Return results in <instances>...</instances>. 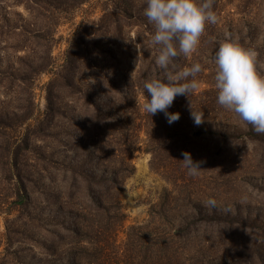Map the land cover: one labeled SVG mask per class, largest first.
I'll return each mask as SVG.
<instances>
[{
  "label": "rangeland",
  "instance_id": "rangeland-1",
  "mask_svg": "<svg viewBox=\"0 0 264 264\" xmlns=\"http://www.w3.org/2000/svg\"><path fill=\"white\" fill-rule=\"evenodd\" d=\"M76 1L38 0L42 6L28 7V0H0V264H42L46 260L50 264H64L70 247L76 246L69 231L71 218L52 228L41 227V219L45 221L51 213L52 222L63 220L68 210L85 204L80 193L85 189L83 180H75L69 167L76 161L70 147L71 135L78 133L80 126L72 119L74 113L65 115L52 110L56 105L63 108L58 107L56 100L49 103L47 99L46 84L53 75H35L32 71L48 59L49 53L57 69L64 62L68 39L77 29L85 28L82 21L93 26L92 32L86 28L78 45L80 55L86 56L96 54L93 44L104 38L103 30L97 28L115 19L111 12L115 15L126 9L134 20H148L144 15L145 0ZM212 7L216 23L207 22L198 47L187 56L181 53L169 66L168 71L176 72L200 63L202 71L188 78L195 79L197 87L188 96H176L168 109L188 118L184 125H189L184 126L176 140H167L160 134L154 145L159 148L158 157L147 150L148 136L141 116L148 94L138 85L140 81L160 78L165 72L156 64L157 47L151 42L154 25L150 22V48L146 49L136 39L137 25L120 17L128 45L119 50L116 59L104 50L96 54L99 67L110 66L109 78L96 80L90 71L82 78L110 88L116 85L107 93L114 94L116 99L130 81L136 83V94L133 92L120 103L115 100L114 105L108 100L106 103L107 112L112 108L119 110V136L126 138L129 128H134L127 156L133 172L122 177L118 194V210L124 212L125 218L112 237L111 257L116 255L120 259L129 228L148 222L150 211L154 215L175 213L180 216L178 219L182 214L202 213L207 223L202 224L199 217L186 222L192 229L199 226L197 236L187 248L199 250L198 264H264V133L255 132L237 113L217 102L213 59L219 44L226 38L233 39L255 53L256 70L264 76V0H213ZM28 8L33 10L32 14ZM190 107L203 113L200 126L216 125V129L226 130L227 134H193L199 125L193 122ZM94 114L91 110L87 115L92 124ZM10 126L18 140L30 135L28 147L20 155L21 163L28 162L22 173L31 172L32 180L38 179L40 187H31L24 178L17 179L16 171L8 176L4 171L2 155L7 153L5 142L11 136ZM167 143L172 149H167ZM215 148L226 149L227 153L205 165L200 155ZM184 151L191 154L194 162H201L198 175H189L183 167ZM17 181L23 185L19 193ZM105 186L99 182L93 191L107 204ZM27 197L33 202L29 206L24 204ZM209 199L216 201L215 207L207 203ZM48 238L55 240L56 251L51 257L45 256L42 248ZM78 245L90 250L86 241Z\"/></svg>",
  "mask_w": 264,
  "mask_h": 264
},
{
  "label": "trees",
  "instance_id": "trees-1",
  "mask_svg": "<svg viewBox=\"0 0 264 264\" xmlns=\"http://www.w3.org/2000/svg\"><path fill=\"white\" fill-rule=\"evenodd\" d=\"M28 1L31 3L28 4V7L43 5H40L38 0ZM77 1L82 2L83 0ZM28 9L29 13L32 14L31 11L33 10L31 8ZM111 15L112 17L115 16L114 20H108L104 26L100 25L97 28V30H103L104 38L101 42L99 40V42L93 44L96 54L102 53L104 50L110 58L116 59L119 50L124 49L128 45L123 35L125 26L121 22L120 17L129 18V21H131L130 25L132 23L137 25L136 39L138 43L146 49L150 48V22L148 20H138L137 18L134 20L132 13L126 9L120 14L114 15V12H111ZM125 23L129 25L126 20ZM83 24L85 28L77 29L68 39L64 62L57 69L55 66L53 67L54 62L51 60L49 53V56L47 55L48 59L39 64L40 66L37 67V70L32 71L35 75L40 72H48L53 75L46 84L47 99L49 103L56 100L58 107L61 106L63 108L60 110L56 105L52 110L56 109L55 111H60L65 115H68V112L74 113L72 114V119L80 128L78 133L71 135L73 145L70 147L75 151L76 161L73 164H69V167L74 179H82L85 185L83 186L85 189L80 190L83 195L81 199L85 200L83 207L75 208L77 210H68L65 219L60 220L58 218L56 222H52L50 219L52 214L48 213L45 221L41 219L40 226L52 228L57 222L62 224L61 222L65 223L71 218L69 231L72 233V244H76V246L70 247L64 264H198L196 258L199 250L188 251L187 248L191 240L197 236L199 226L192 229L188 227L186 222L189 218L194 220L199 217V219H203L201 221L202 224L207 223L208 220L207 218H202L204 217L202 213L190 214V216L182 214V217L178 219L177 217L180 216H175V213L154 215L155 213L150 211L148 222L142 225H133L129 228L120 259L116 255L111 257L113 253L110 251V247L114 246L112 237L125 218L124 212L118 210V194L121 190L122 177L133 172V166L127 161V156L132 148L133 142L130 137L134 136V128H129L126 138L123 139L119 136L118 126L121 120L119 110L112 108L111 112H107L106 103L108 100L109 103L114 105L115 100L120 103L121 100L129 98L135 92L136 83L130 81L126 85L125 91L122 92L121 97L116 99L114 94L107 95V93H111L117 87L116 85L110 88L97 82L88 83L82 80L87 71L92 72V77H96V80L100 79L103 81L110 76V73H108L110 66L99 67L96 54L80 55L78 45L82 43L86 28H91V32L93 30L92 25L82 21ZM89 24L94 23L89 22ZM107 35L109 36L107 37ZM100 68L104 69L101 70ZM20 81L23 80L21 79ZM145 81L138 82V85H140L139 89L143 93H145L143 88ZM131 108H134V105ZM91 110L96 113L93 115L94 124L90 123L91 118L87 117ZM141 118L148 136L147 150L152 151L155 157H158L159 148H155L154 145L160 138L161 133L167 137V140H176L179 135L181 136L184 126L187 127L189 125L188 122L184 125V121H187L188 118L182 115H180L179 120L169 124L162 112L152 116L143 112ZM214 126L211 124L199 125L193 134H212L214 137L220 133L227 134L226 130L216 129ZM9 128L11 136L8 135L7 138L9 140L5 142L7 153L5 152L2 155L4 171H6L7 176L16 171L17 179L24 178L29 185L32 184L31 187H40L38 179L34 180L35 182L32 180L31 172L24 170L22 173V167L28 162L24 161L21 163L20 155L22 150L27 149L30 135H25L18 140L17 135L12 131L13 128L11 126ZM105 131L103 138H100L102 132ZM169 147L170 144L167 149ZM170 149L172 148L170 147ZM226 153V149H209L204 153L202 152L199 159L205 165H209L217 157ZM43 171H47V169L43 167ZM40 176L42 177V174ZM99 182L106 185L103 193L107 204L103 202L104 199L93 191L94 186ZM22 186V182L17 181L18 193ZM45 191L43 188L42 192ZM31 203H33L31 197H27L24 201L25 206H29ZM106 208L109 210H106ZM29 218L33 219L32 216H29ZM82 241H86L89 244L90 250L85 246L79 248L78 244ZM54 243L55 240L52 238L44 240L42 248L45 256L51 257L55 254L56 247ZM33 246L35 247L36 245L33 244ZM42 262V264H50V260Z\"/></svg>",
  "mask_w": 264,
  "mask_h": 264
},
{
  "label": "clouds",
  "instance_id": "clouds-1",
  "mask_svg": "<svg viewBox=\"0 0 264 264\" xmlns=\"http://www.w3.org/2000/svg\"><path fill=\"white\" fill-rule=\"evenodd\" d=\"M145 4L144 15L155 27L151 42L157 47L156 64L165 72L160 78L144 82L148 95L142 107L151 116L164 113L167 122L172 124L179 120L180 114L168 109L176 96H188L197 87V81L188 78L201 72L202 65L194 63L176 72L168 71L169 66L181 53L187 56L198 47L206 23H216L217 15L213 0H145ZM213 59L217 102L237 113L255 132L264 133V76L256 70L255 53L226 38ZM190 114L197 126L203 123L202 112L197 113L190 107ZM182 156L188 174L198 175L201 162H194L187 151ZM207 203L216 206L214 199Z\"/></svg>",
  "mask_w": 264,
  "mask_h": 264
}]
</instances>
